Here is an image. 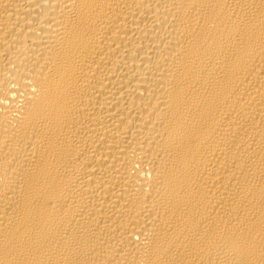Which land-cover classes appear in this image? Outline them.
Returning a JSON list of instances; mask_svg holds the SVG:
<instances>
[{
  "label": "bare ground",
  "instance_id": "6f19581e",
  "mask_svg": "<svg viewBox=\"0 0 264 264\" xmlns=\"http://www.w3.org/2000/svg\"><path fill=\"white\" fill-rule=\"evenodd\" d=\"M0 264H264V0H0Z\"/></svg>",
  "mask_w": 264,
  "mask_h": 264
}]
</instances>
